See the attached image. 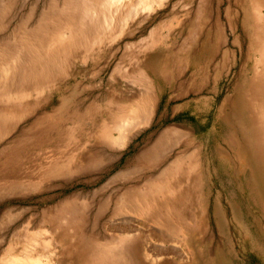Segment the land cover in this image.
<instances>
[{
  "label": "rangeland",
  "instance_id": "374dc122",
  "mask_svg": "<svg viewBox=\"0 0 264 264\" xmlns=\"http://www.w3.org/2000/svg\"><path fill=\"white\" fill-rule=\"evenodd\" d=\"M76 1L0 0V264H264V202L227 133L250 100L264 127L242 28L261 3ZM198 16L219 50L206 57L204 28L194 59L165 64Z\"/></svg>",
  "mask_w": 264,
  "mask_h": 264
},
{
  "label": "bare ground",
  "instance_id": "6f19581e",
  "mask_svg": "<svg viewBox=\"0 0 264 264\" xmlns=\"http://www.w3.org/2000/svg\"><path fill=\"white\" fill-rule=\"evenodd\" d=\"M76 1V0H75ZM92 1V0H91ZM114 1H119V0H100L99 1V6L102 7L104 5H106L107 3H112ZM246 1V0H245ZM77 2V1H76ZM80 2V0L78 1ZM87 2V1H86ZM94 2V1H93ZM210 2V1H209ZM251 2V7L253 10H255V8L261 6L264 8V0H250ZM85 3V2H84ZM60 4V3H59ZM77 4V3H76ZM121 4V3H120ZM203 5V4H202ZM107 6V5H106ZM110 6V5H109ZM154 6V5H153ZM107 9H109L107 7ZM250 9V8H248ZM200 11V9H199ZM251 9L248 11H244V15H243V21H242V25H243V29L244 31L246 30L247 34V45L245 48L248 49V53L252 52L253 50H257L259 51V58H256L255 64H254V69H255V74L254 76H252L251 74L249 75V77L246 76V78H248V86H247V94H252V87H255V95H256V99H257V106H263L264 107V17L256 14V10L254 15H252V13H250ZM209 14V13H208ZM112 15V14H111ZM220 15V14H219ZM195 17V16H194ZM211 17V16H209ZM103 18V17H102ZM220 18V17H219ZM109 19V16L108 18ZM211 19V18H210ZM95 20H99V19H95ZM104 21V20H103ZM111 21V20H110ZM93 22V20H92ZM97 22V21H96ZM84 23V22H83ZM214 23V22H212ZM89 24V23H88ZM90 25V24H89ZM86 27L87 24L85 25ZM84 26V27H85ZM92 26V25H91ZM209 23L206 25V20L203 17L198 16V18L194 21L191 22V32L189 33V36L187 35L186 39L184 38V41L182 42V44L178 47L177 51L175 53H172L171 55H169L168 58H166V62L165 64L167 65H171L173 58L179 57L180 54H182L183 58L181 61H185V59H194V55H196V48H195V42H196V33L201 34V31L205 28L207 31V35L206 37L203 39L202 41V47L204 49H206V57L207 58H212L213 55H215V53L219 50L216 47L215 44V38L210 37V32L209 31ZM221 25H216L217 27V43L221 44L224 42V38L222 37V30L220 27ZM85 27V28H86ZM91 28V27H89ZM88 28V30H89ZM202 29V30H201ZM243 29H241L243 31ZM204 33V32H203ZM62 38V37H60ZM199 38V36L197 35V39ZM203 38V37H202ZM5 42V41H4ZM8 42H5V44H7ZM4 47V46H3ZM202 55V54H201ZM244 55V54H243ZM228 56V55H227ZM41 57L43 58V56L41 55ZM225 57V56H224ZM206 58V59H207ZM226 59V58H225ZM224 59V60H225ZM16 60V58L14 59ZM45 60V59H44ZM228 60V58H227ZM225 60V62L227 61ZM250 60V58H247V62ZM252 60V59H251ZM30 61V60H29ZM9 62V61H8ZM8 62L4 63V65L9 66ZM33 66L36 67L35 70H37L38 73H42L45 64H47L48 62H36V60L33 61ZM31 63V62H30ZM199 63V62H198ZM251 63V62H249ZM248 64V63H247ZM2 65V66H4ZM183 65V64H182ZM193 65V64H192ZM224 66V65H223ZM249 66V65H248ZM257 66V67H256ZM2 69V68H1ZM9 69V68H8ZM8 69L4 68L3 73H7ZM179 69V68H178ZM181 69V68H180ZM6 70V71H5ZM172 70V69H171ZM249 70V69H248ZM172 72V71H171ZM170 72V75H172V73ZM195 72V71H193ZM183 73V72H182ZM248 73V71H247ZM246 73V74H247ZM250 73V72H249ZM31 73H27L28 76H30ZM163 74V73H162ZM243 74V73H242ZM5 75V74H4ZM183 75V74H182ZM245 75V73L243 74ZM176 76V75H175ZM184 77V76H183ZM245 77V76H244ZM175 78V77H174ZM241 78V77H240ZM243 78V77H242ZM162 79V78H161ZM238 79V78H237ZM187 80V79H186ZM193 80V79H192ZM222 80V79H221ZM220 80V81H221ZM241 81V80H240ZM236 85V84H235ZM210 86V85H209ZM244 86V85H243ZM192 88H195L194 85L191 86ZM203 87V85H202ZM209 89V88H208ZM225 90V89H224ZM244 91V90H243ZM246 94V92H244ZM248 98V97H247ZM249 100V98L247 99ZM193 102V101H192ZM233 105V104H232ZM193 108V107H192ZM212 108V107H211ZM232 109V108H231ZM246 109L248 110L247 115L249 117V125L246 127H242V128H238L237 126H235V123L238 122L235 118V115H232L229 118V123L231 124L229 130L227 131L228 133V142H229V151H230V155H231V159H235L236 156H240L241 158V165H243V180L244 183L246 185L247 188V192L249 195L254 196L257 200H259V202L263 203L264 202V127L262 126V123H259L258 126H256L253 123V114L251 113V100L250 103H248V105H246ZM138 109H132L130 111V113L134 114V112H136ZM208 110V109H207ZM144 113V115L149 114V112L147 111L146 108H142V110H139L138 112H142ZM206 111V110H205ZM238 111V110H237ZM203 113V112H202ZM258 113V112H257ZM195 114V113H194ZM235 114V113H233ZM259 115V113L257 114ZM257 115H255V117L258 119ZM230 116V113H229ZM205 117V116H204ZM223 118H225L224 116H222ZM228 117V116H227ZM199 120V119H198ZM205 120V119H204ZM207 120V119H206ZM210 120V119H209ZM217 120V119H216ZM203 121V120H202ZM217 123V122H216ZM217 125V124H216ZM119 130V132H118ZM123 134H126L125 132L123 133V131L121 130L120 126L118 128H116L115 130H111L106 134V138L110 139V140H115L117 139V137H123ZM204 134V133H203ZM200 135V133H199ZM216 135V134H215ZM219 137V136H218ZM200 138V137H199ZM54 139V138H53ZM58 139V138H57ZM224 140V139H223ZM54 141V140H53ZM212 141V139H211ZM193 142V141H191ZM198 142V141H196ZM205 142V141H204ZM194 143V142H193ZM210 143V142H209ZM212 143L214 144V142L212 141ZM225 143V142H224ZM208 146V142L206 143ZM190 145V144H189ZM188 146V145H187ZM186 146V147H187ZM207 146V147H208ZM214 146V145H213ZM51 147V146H50ZM185 147V149H186ZM28 149V148H27ZM48 149V148H47ZM46 149V151H47ZM32 150V149H31ZM30 150V151H31ZM10 151V150H9ZM43 151V150H42ZM203 151V150H202ZM26 152V151H25ZM187 152V151H186ZM42 153V152H41ZM50 153V152H49ZM216 153V152H215ZM33 154V153H32ZM219 154V152H218ZM29 155V154H28ZM225 155V154H224ZM31 156V155H30ZM206 156V155H205ZM23 157V156H22ZM29 157V156H28ZM34 157V156H33ZM9 158V157H8ZM12 158V157H10ZM207 158V157H206ZM14 159V158H12ZM25 159V158H24ZM29 159V158H28ZM22 160V159H21ZM20 160V161H21ZM180 160L182 161V158H180ZM226 161V160H224ZM234 161V160H233ZM7 162V159H4V164ZM20 164V163H19ZM213 164V163H212ZM8 165V162H7ZM16 165V164H15ZM229 165V164H228ZM227 165V166H228ZM13 166V165H12ZM17 166V165H16ZM231 166V165H229ZM4 169L6 168L5 166H3ZM9 167V166H8ZM22 167V166H21ZM232 168V167H231ZM8 169V168H7ZM12 169V168H11ZM201 169V168H200ZM3 170V169H2ZM10 171V169H9ZM217 173V172H216ZM231 175V173H230ZM242 176V174H241ZM192 178V176H191ZM211 178V176H210ZM179 181L177 182V187L179 189V196L182 193V187H181V178H178ZM233 179V178H232ZM242 179V178H241ZM214 180V179H213ZM218 180V179H217ZM185 181V180H184ZM212 181V180H211ZM222 181V180H221ZM190 182V181H189ZM213 182V181H212ZM215 182V181H214ZM218 183V182H216ZM206 184V183H205ZM219 184V183H218ZM217 184V185H218ZM175 185V184H174ZM224 185V184H223ZM234 186L236 185L233 184ZM161 187V184L159 185ZM225 186V185H224ZM160 187L158 188V190L160 189ZM176 187V186H175ZM184 187V186H183ZM222 187V186H221ZM245 188V187H244ZM185 190V189H184ZM183 190V191H184ZM236 190V189H235ZM238 191V190H237ZM246 192V193H247ZM227 194V193H226ZM177 195V194H176ZM207 196V195H206ZM146 196H144V199ZM177 197V196H176ZM221 197V196H220ZM228 197V196H227ZM165 198V196H164ZM230 198V197H229ZM209 199V198H208ZM232 199V198H231ZM239 199V198H238ZM167 200V198H165V201ZM235 200V199H234ZM255 200V199H254ZM164 201V203H165ZM182 201V200H181ZM213 201V200H212ZM238 201V200H237ZM253 201V200H252ZM222 202V201H221ZM251 203V201H250ZM252 204V203H251ZM259 204V203H258ZM242 205V204H240ZM252 207V206H251ZM178 208V207H177ZM243 210V208H242ZM246 210V209H245ZM263 210V209H262ZM261 211V210H259ZM245 213V212H244ZM264 215V213H263ZM250 217V216H249ZM246 216H245V220H246ZM248 220V219H247ZM252 220V219H251ZM255 220V219H254ZM250 222V221H249ZM250 224V223H249ZM252 224V223H251ZM228 225V224H227ZM256 225V224H255ZM254 226V225H252ZM251 227V226H250ZM117 230L119 231V236L120 238H127V237H131L132 233H131V228H127V227H118ZM258 230V229H257ZM257 232V231H256ZM256 234V233H255ZM260 235V234H258ZM260 238V236H259ZM260 240V239H259ZM262 249V248H261ZM264 249V248H263ZM261 251V250H260ZM166 252V251H164ZM263 252V253H262ZM261 253L264 254V251H262ZM150 252H145L146 256L148 255V257H151L152 260H158L159 257L155 255L154 256H149ZM251 253V252H250ZM243 254V253H242ZM224 256V255H223ZM262 256V255H261ZM225 257V256H224ZM220 258V257H219ZM226 258V257H225ZM233 258V257H232ZM223 260V259H222ZM227 260V259H226ZM258 260V259H257ZM238 261V260H237ZM240 263V261H239ZM31 264H37L32 262ZM221 264V263H220ZM229 264V263H227ZM230 264H234V261L230 262ZM245 264V262H244ZM247 264V263H246Z\"/></svg>",
  "mask_w": 264,
  "mask_h": 264
},
{
  "label": "crops",
  "instance_id": "0c3cea01",
  "mask_svg": "<svg viewBox=\"0 0 264 264\" xmlns=\"http://www.w3.org/2000/svg\"><path fill=\"white\" fill-rule=\"evenodd\" d=\"M215 88L217 89V87H215ZM215 88H214V89H215ZM224 97H225V96H224ZM222 102H223V103H222L223 106H225V99H224V98H223V101H222Z\"/></svg>",
  "mask_w": 264,
  "mask_h": 264
}]
</instances>
